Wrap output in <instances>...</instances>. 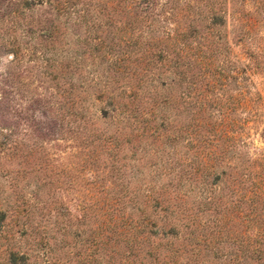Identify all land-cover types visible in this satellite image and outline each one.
<instances>
[{
    "label": "rangeland",
    "instance_id": "rangeland-1",
    "mask_svg": "<svg viewBox=\"0 0 264 264\" xmlns=\"http://www.w3.org/2000/svg\"><path fill=\"white\" fill-rule=\"evenodd\" d=\"M187 71L247 196L241 173L264 175V0H0V264H264V213L234 197L230 159L219 215L164 217L178 181L162 176L194 144L182 86L161 81ZM148 185L169 187L157 202Z\"/></svg>",
    "mask_w": 264,
    "mask_h": 264
},
{
    "label": "trees",
    "instance_id": "trees-1",
    "mask_svg": "<svg viewBox=\"0 0 264 264\" xmlns=\"http://www.w3.org/2000/svg\"><path fill=\"white\" fill-rule=\"evenodd\" d=\"M176 30H174L175 32ZM138 47V46H137ZM170 45H153L152 47L149 46V48L152 50V52H149L148 60L146 61L145 65L150 67V72L155 70V67L157 68V60H161L162 57L167 54L168 51L166 50ZM140 48V46H139ZM156 48L157 50L153 49ZM173 60V59H172ZM170 60V61H172ZM168 60L167 62L170 63ZM166 62V63H167ZM175 69L179 67V64L174 62ZM184 68L191 67L190 65L184 64ZM158 70V68H157ZM159 74V73H158ZM157 77V76H153ZM151 77V80L153 79ZM194 76L190 75L187 71V73L184 74H174L172 77H166L165 79H162L161 84L166 83V81H169L171 86L177 85L182 86V89L178 91V99L179 102L182 103L178 104L180 107H183L186 109V111H189L190 115L188 114L185 116V119H188L187 124L192 126L190 130H188V133H184L181 136H187V142L192 141L194 144V150L192 152V155L190 156L191 159L188 162H180L181 157H178V160L175 161V165L173 166V171H166V174L162 176L163 178H166L170 184L174 180V178L178 181L176 183V188L174 191H176V194L173 195L174 197H177L176 203H168L163 206L164 217L167 218V215L173 214V213H179L180 218L184 217H195L196 213L204 212L203 207H212L213 215H219V207H221V196L220 192L222 191V186L219 185L222 182L223 175H226L225 171V165L222 164L223 161H226V163L229 161H233V163H230V172L232 173V185H231V192H233L234 197L240 195V199L244 200L245 203L250 206L249 212H252L253 214H259L261 215L264 213V175L258 176V173H254V176L252 173H241L244 174L245 177H247V181L249 183V186L246 188L247 190L249 187L251 189L249 190V195L245 196V193L242 192V187H239L235 184L236 181V169H240L241 165L245 167L244 163L239 161V156L236 154L234 156H230L229 158L226 157L228 150H230L229 141L228 138V129L224 130V124H222V127H220L217 131V136L215 139L208 140L207 138V126L205 119H202L200 122L196 118V115L194 113V109L197 106L200 108V111H205L204 109V101L205 98L198 99V96L196 93H193V90L195 89V86L200 83V81H195L193 78ZM207 80H205L206 83ZM207 84V83H206ZM153 89V88H152ZM149 91V86L147 83H144L143 88H138V91L136 93L132 92V100H135L138 98V95H142V99L148 100L149 97H147L146 94ZM200 94V93H199ZM169 97H163L158 103V105H165V103L169 100ZM202 109V110H201ZM192 110V111H191ZM191 111V112H190ZM221 112V111H220ZM222 113V112H221ZM185 127V126H184ZM183 129V126L181 124L178 126V129L181 131ZM192 134V137L189 139V135ZM179 137V138H180ZM170 138V137H169ZM168 138V139H169ZM174 138H178L177 135ZM174 138L172 141H175ZM182 138V137H181ZM226 143H225V141ZM185 147V145L183 146ZM228 159V160H227ZM225 163V164H226ZM177 166V167H175ZM252 166V165H251ZM159 171H156L154 174H158ZM163 175V174H162ZM229 175V174H228ZM230 176V175H229ZM226 182V179H225ZM237 182V181H236ZM240 182V181H239ZM168 184V185H169ZM149 186V187H148ZM148 190L150 191V195H146L145 198H153L156 200V198L162 196V191H167L168 187L171 186V184L166 187L162 186L161 191L158 192L155 188V186L148 185ZM150 188V189H149ZM239 189H241V192H238ZM237 192V193H236ZM251 194V195H250ZM156 196V198L154 197ZM245 196V197H244ZM193 198V202L197 203L198 205H201L198 210L192 211L191 207H186V200ZM238 199L239 201H242ZM165 200V199H164ZM235 199H232L233 201ZM157 201V200H156ZM157 202H160L157 201ZM185 205V206H183ZM172 206V208H171ZM185 207V208H184ZM209 210V209H208ZM261 213V214H260ZM211 215V214H210ZM165 223V222H164ZM163 235H169L167 231H165V226H163ZM187 230V229H186Z\"/></svg>",
    "mask_w": 264,
    "mask_h": 264
}]
</instances>
